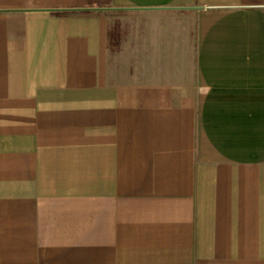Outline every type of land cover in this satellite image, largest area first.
Masks as SVG:
<instances>
[{"label":"crops","instance_id":"obj_1","mask_svg":"<svg viewBox=\"0 0 264 264\" xmlns=\"http://www.w3.org/2000/svg\"><path fill=\"white\" fill-rule=\"evenodd\" d=\"M0 264H264V0H0Z\"/></svg>","mask_w":264,"mask_h":264}]
</instances>
